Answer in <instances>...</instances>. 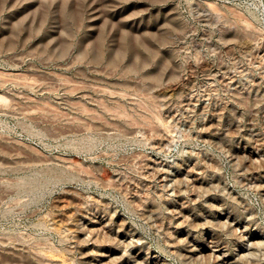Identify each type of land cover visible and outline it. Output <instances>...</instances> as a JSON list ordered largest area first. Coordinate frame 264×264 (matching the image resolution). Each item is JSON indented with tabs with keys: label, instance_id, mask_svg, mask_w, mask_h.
<instances>
[{
	"label": "rangeland",
	"instance_id": "obj_1",
	"mask_svg": "<svg viewBox=\"0 0 264 264\" xmlns=\"http://www.w3.org/2000/svg\"><path fill=\"white\" fill-rule=\"evenodd\" d=\"M0 264H264V0H0Z\"/></svg>",
	"mask_w": 264,
	"mask_h": 264
}]
</instances>
